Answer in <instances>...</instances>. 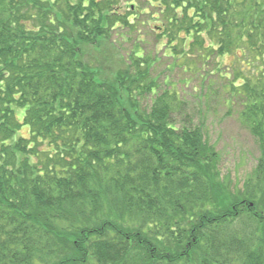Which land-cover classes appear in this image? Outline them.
<instances>
[{"label": "trees", "instance_id": "obj_1", "mask_svg": "<svg viewBox=\"0 0 264 264\" xmlns=\"http://www.w3.org/2000/svg\"><path fill=\"white\" fill-rule=\"evenodd\" d=\"M145 1L173 67L239 107L253 172L223 173L157 57L95 62L122 0H0V264H264V0Z\"/></svg>", "mask_w": 264, "mask_h": 264}, {"label": "rangeland", "instance_id": "obj_2", "mask_svg": "<svg viewBox=\"0 0 264 264\" xmlns=\"http://www.w3.org/2000/svg\"><path fill=\"white\" fill-rule=\"evenodd\" d=\"M122 6L125 14H129V10L134 12L130 14L134 26L130 30H116L111 41L104 42L102 46L94 49L93 54L100 59L95 62H103L108 70L114 72L121 66L123 53L126 55L136 49L139 54L144 52L147 56L157 57L154 73L159 75L162 83L167 80V83L172 84L187 102L181 118L190 115L195 123L201 126L208 146L213 147L219 154L223 173L231 176L238 185H242L253 172L260 149L256 138L242 123L239 107L223 99L224 96L220 91H216V88L212 89L215 95L212 99L208 96L204 98L200 90L201 77L197 75L189 79V74H185L181 68L173 67V60L165 57L163 50L166 41L157 37L159 24L151 19L154 14L145 15L151 12L150 5H146L145 0H122ZM134 16L137 17L136 20L133 19L136 18ZM231 62L232 57H226L224 60L225 64ZM24 111L25 109L17 110L18 119L23 117ZM20 134L28 136L29 129L24 126Z\"/></svg>", "mask_w": 264, "mask_h": 264}]
</instances>
